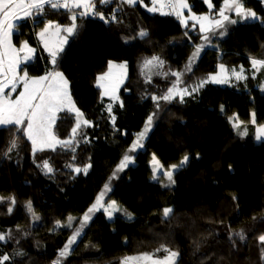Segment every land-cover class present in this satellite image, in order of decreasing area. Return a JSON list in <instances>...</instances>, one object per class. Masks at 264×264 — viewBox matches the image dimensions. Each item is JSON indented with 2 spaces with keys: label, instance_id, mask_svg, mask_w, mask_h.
Masks as SVG:
<instances>
[{
  "label": "trees",
  "instance_id": "obj_1",
  "mask_svg": "<svg viewBox=\"0 0 264 264\" xmlns=\"http://www.w3.org/2000/svg\"><path fill=\"white\" fill-rule=\"evenodd\" d=\"M185 1L196 16H215L223 2L211 0L209 9L206 0ZM243 3L257 19L236 15L237 23L227 21L207 34L192 21L185 26L172 12L148 11L151 0L135 7L120 0L97 3L107 15L116 9L117 22L78 17L79 27L57 55L56 65L38 32L48 21L62 28L70 25V14L46 5L42 13L19 22L15 45L26 41L36 49L33 60L21 69L33 77L49 70L62 72L76 108L90 123H81L70 146L35 154L26 136L0 129V233L12 236L6 243L0 241V253L12 257L5 264H53L105 184L113 180L117 182L108 197L120 210L113 219L95 211L63 264H121L123 258L142 253L160 257L166 254L156 251L161 246L179 253L175 264H264L259 240L264 235V143L254 135L255 126L264 124V90L249 76L247 84L238 86L207 82L182 101L180 96L152 99L167 93L176 81L171 73L184 72L197 46L203 47L193 72H184L185 85L216 73L221 64L249 70L251 58L264 59V0ZM141 30L148 35L140 38ZM153 56L163 67L142 71L144 60ZM109 62L126 63L128 69L113 108L114 122L97 84ZM253 112L256 125L250 123ZM150 115L143 147L129 152ZM233 116L247 126V136L237 134ZM73 127L72 114L63 112L55 123L56 136L70 138ZM14 138L17 147L9 151ZM126 152L132 162L113 177ZM185 155L187 163L172 174L175 183L163 175L153 179V156L169 169ZM44 160L53 172L42 167ZM86 165L87 174L74 171ZM29 201L33 212L27 209ZM165 208L172 209L167 218ZM68 217L74 218L71 228L56 225L66 224Z\"/></svg>",
  "mask_w": 264,
  "mask_h": 264
},
{
  "label": "snow or ice",
  "instance_id": "obj_2",
  "mask_svg": "<svg viewBox=\"0 0 264 264\" xmlns=\"http://www.w3.org/2000/svg\"><path fill=\"white\" fill-rule=\"evenodd\" d=\"M112 2L113 0H0V129H6L8 131L15 130L17 137H19L20 134L26 136L27 139L31 141L33 154H35L38 150L42 151L44 148H50L54 151L56 144H61L65 147L71 144V140L60 141L56 139L51 133V125L54 124L56 120L55 113L62 110L64 107L69 106V110L74 111L76 114V127L72 129L73 136H75L77 129L80 128L81 123L88 125L90 122L83 119V113L75 107L74 103H72L71 96L68 92V81L64 77L63 73L59 71H49L46 72L44 76L29 78L27 70L20 68V64L22 62L27 63L32 59V56L29 55V53H34L35 49L31 48L26 41L21 44L19 49H16L12 46L11 37L20 26L18 21L22 19V17L17 14V10L24 9L23 17L25 18L31 17L33 10H35L37 14L42 13L46 5L55 10L64 9L70 14L69 19L71 23L68 26H64L62 28L59 24H54L51 21L45 25L44 29H42L38 34L41 41H44L45 33L49 28L53 27L56 28L58 33L63 31L69 36L73 35L79 27L76 23L78 17L83 20L85 16L92 15L99 16V18L104 20L105 23H109L110 21L117 22L116 9L113 10L110 18H106L103 15V12L101 10H97L96 8L97 3L103 6L111 4ZM206 2L208 3L209 9L213 8L211 0H206ZM120 3L135 7L138 3H142V0H120ZM151 3L152 6L148 8V11H160L161 14H168L164 13L163 9H172L175 15L180 19V22L187 26V19L183 17V9L188 8L185 0H176L175 3H165L164 0H151ZM77 9L83 10L77 12ZM233 11L237 16L242 17L245 20L257 19L256 13L254 11L245 9L243 0H223L222 6L219 8L216 14L218 18H212L210 15H193L188 19L198 22L202 32H208L213 26L216 28H223L225 21H228L232 24L237 23L236 20H231L227 14L228 12ZM205 22H207L208 27H205ZM262 23H264V21H262ZM220 34L223 35V33ZM138 35L140 38H143L147 36L148 33L144 30H141ZM204 39L207 41L208 36H205ZM62 43H67L66 37L62 40ZM44 47L49 51L52 64L56 65L57 55L63 50L62 47L55 49L49 48L46 41H44ZM202 47L203 46L201 45L195 48V51L188 59L184 72H193L195 61L198 58ZM21 52L26 53L23 56V61L20 57ZM250 62L253 77H255L256 73L264 70V59L251 58ZM163 63L164 62L157 56H153L151 59H145L141 66L142 71L143 69L150 68L152 66L162 68ZM114 66L115 65H113L112 62H109V73H105L104 75L97 77L98 86L104 87V85L100 82L104 81L106 77L111 74V68ZM118 67L126 71L127 64L123 63ZM219 68L220 72L216 73L215 75L210 74L207 78L200 80L197 85L192 87V91H198L200 87L209 81L215 83H227L229 78V70L226 69L223 64H221ZM18 70L23 72V75H19ZM244 71L245 70L243 66H241L239 71L236 68H232L230 70V74L237 80L247 79ZM184 72L171 73L172 75L176 76V83L172 88L167 90L165 95L162 97L153 96L152 99H163L170 101L174 96L179 95L182 101L184 95L190 94L188 88L180 89L178 87L179 83L181 82L180 78ZM163 75L167 76L168 73H163ZM21 82L23 85V91H21L16 99L13 100L11 95L16 91L18 83ZM6 89L9 90L7 93L5 91ZM109 94L110 93L107 90H105L103 93V95ZM112 95L113 99H118V97H116L114 94ZM111 108L112 106L108 105L109 112H111ZM112 119L114 122L115 117L113 116ZM152 119L153 117L151 115L147 118L143 131L137 134L136 140L128 150L129 152L143 147L142 141L152 125ZM230 119L233 121V128L237 130L238 135L242 137L248 135V129L246 125L243 127V130H241V126L244 124V122L240 121L236 116H233ZM250 123L256 125L255 112L252 113ZM255 139L258 142L264 143V124L256 126ZM16 147L17 143L16 139L14 138L10 141L9 151ZM188 159L189 157L185 155L179 166H183L185 163H187ZM131 162L132 156L126 152L120 163L117 165L116 170L113 172V177H115L118 172L123 171V169L126 168ZM153 165L154 173L157 172L158 167H162L155 156H153ZM42 167L47 170V173L53 172V168L49 166L47 160H44ZM89 167L90 165H86L82 169L75 168L74 171H83L85 174H87ZM177 167V165L171 166L172 169ZM162 175H166L170 183H175V181L172 179V171L163 172ZM156 178L157 177L154 175L153 179ZM111 179L112 177H110V180ZM108 190L109 185L105 184L104 190L101 191V193L97 196L96 202L88 209V213H86L83 216L82 221H80V227L74 230L72 236L69 238L65 246L59 251V255L53 264H63V259L74 250L72 245L75 244L77 237L80 235L85 223L91 218L89 214L98 208L104 207L102 201L105 193ZM0 199L3 198L0 197ZM11 202L12 204H15L14 197L11 198ZM27 209L29 212H33L30 201L27 203ZM110 209L112 211L120 210L117 207L115 201H112L107 207H104V211L108 213L109 217L112 216V211H110ZM8 211L11 212L12 209L9 208ZM171 213V208H165L163 210V216L165 218L169 217ZM33 215L35 219H39L38 217H35L34 213ZM126 215H128V218L131 219L130 213H126ZM73 219V217H68L66 224L61 225V222L57 221L56 225L58 227L62 226L71 228ZM237 235L241 240L245 239L243 233H238ZM11 239V233L6 235L0 233V241L6 243ZM259 240L261 244L264 245V235H261ZM156 251H164L167 255L163 259H159L154 258V253H142L138 256H129L123 258L121 264H139L141 261L145 262V264H175L176 258L179 255L178 252L172 251L164 246H161V248H158ZM18 255L23 254L18 253ZM11 259L12 257L9 255L0 253V264H5V262L10 261ZM261 259L264 260V247L261 248Z\"/></svg>",
  "mask_w": 264,
  "mask_h": 264
},
{
  "label": "rangeland",
  "instance_id": "obj_3",
  "mask_svg": "<svg viewBox=\"0 0 264 264\" xmlns=\"http://www.w3.org/2000/svg\"><path fill=\"white\" fill-rule=\"evenodd\" d=\"M165 1V0H164ZM152 6V5H151ZM150 6V7H151ZM78 10V9H77ZM82 9H79V11H81ZM79 11H77V12H79ZM163 12H169L166 8H164L163 9ZM23 13H24V9H18L17 10V14L20 16V17H22V19H20L19 21H18V23L21 21V20H23L25 17H23ZM228 15H229V18L231 19V20H234V18H235V16H236V14H235V12L233 11V12H228L227 13ZM34 15H38L36 12H35V10H33V14H32V16H34ZM204 15V14H203ZM203 15H201V16H203ZM205 15H209V14H205ZM190 16H193V15H191L188 11H184L183 12V17L185 18V19H187V23H188V21H192V23H194V24H196L198 27H199V29H200V24L198 23V22H196L195 20H192V19H188ZM210 17H212V18H218L217 17V15H215V16H211L210 15ZM256 17L258 18V16L256 15ZM49 22V21H48ZM47 22V23H48ZM51 22H53L54 24H59L57 21H51ZM227 21H225L224 23H226ZM76 23H77V21H76ZM205 27H208V24H207V22H205ZM215 27L213 26L212 28H211V30L210 31H212V29H214ZM41 32V30L38 32V34ZM203 33H205V34H207V33H209V31L208 32H203ZM67 38V41L70 39V37L71 36H69L66 32H63V31H60L59 33L57 32V30H56V28L55 27H53V28H49L48 29V31L45 33V37H44V41H46L47 42V44H48V46H49V48H53V49H55V48H58V47H62V49L65 47V44L66 43H62V40L64 39V38ZM38 38H39V41L41 42V44H42V46L44 47V41H41V39H40V37H39V35H38ZM11 43H12V46L14 47V48H16V49H19L16 45H15V43H14V41H13V35H12V37H11ZM45 48V47H44ZM46 51H47V53L49 54V51L47 50V49H45ZM60 53V52H59ZM58 53V54H59ZM20 57H21V60H22V58H23V56H22V54L20 53ZM49 57H50V60H51V56H50V54H49ZM258 59V58H257ZM22 64V63H21ZM21 64H20V67H21ZM112 64L113 65H115L114 67H112L111 68V74L109 75V76H107L106 77V79L104 80V81H101L100 83H102L103 85H104V87H101L102 88V91H103V93L105 92V90H107L110 94L109 95H103L104 97H105V99H106V108H107V111H108V105H111L112 106V108H111V112H109V114L111 115V119H112V117L114 116L115 117V115H114V112H113V108H114V106L116 105V103L117 102H119V91H120V89H121V86L125 83V81H126V79H127V71H128V69L126 68V71L124 70V69H121L120 67H118L119 65H121V64H117V63H114V62H112ZM220 66V65H219ZM242 65H240V66H234V67H226L225 66V68L226 69H228L229 70V78H228V82L227 83H215V82H212V81H209V82H212V83H215V84H222V85H229V86H238L239 84H242V83H244V84H247V82H248V77L249 76H251L252 77V79L255 81V83H256V85L259 87V88H261L262 90H264V70H261L260 72H258V73H256V75H255V77H253V75H252V71H251V68L249 69V70H247L244 66H243V68H244V74L247 76V79H241V80H237L234 76H232L231 74H230V70L232 69V68H236L238 71H239V69H240V67H241ZM154 66H152V67H150V68H148V70H149V72H152V71H154ZM51 71H56V70H51ZM218 72H220V68H218V71L216 72V73H218ZM62 73V72H61ZM105 73H109V68H108V70L105 72ZM105 73H103V74H101V75H104ZM216 73H213L212 75H215ZM18 74L20 75V71L18 70ZM64 75V74H63ZM64 77L67 79V77L64 75ZM185 78H186V76L183 74V76H181V82L179 83V85H178V87L180 88V89H183V88H188V90H189V92H190V94H193L194 92L192 91V87H194L195 85H197L199 82H197V83H189V84H187V85H185L186 83L184 82L185 81ZM67 81H68V92H69V94H70V96H71V93H70V85H69V80L67 79ZM122 81V82H121ZM45 83H47V82H45ZM175 83H176V81H175ZM174 83V84H175ZM173 84V85H174ZM173 85L170 87V88H172L173 87ZM201 88V87H200ZM199 88V89H200ZM6 92L8 91V89H6L5 90ZM21 91H23V86L21 87H18L17 89H16V91H15V93L13 94V99H16V97L19 95V93L21 92ZM196 92V91H195ZM112 94H114L116 97H118V99H113V95ZM189 94V95H190ZM176 96H179V95H176ZM176 96H174V97H176ZM185 96H188V95H184V97ZM173 97V98H174ZM71 101H72V103H74V101H73V99H72V97H71ZM162 101H164L163 99H162ZM38 102V101H37ZM74 105H75V103H74ZM76 107V106H75ZM63 112H69V113H71L72 114V116H73V119H74V127H76V114H75V112L74 111H70L69 110V106H66V107H64L62 110H60V111H58V112H56L55 113V115H56V120H55V123H56V121H57V119L59 118V116L63 113ZM83 119H84V117H83ZM112 121H113V119H112ZM231 122H232V125H233V121L231 120ZM55 123L54 124H52L51 125V133H52V135L56 138V139H58V140H60V141H68V140H71V144L73 143V141H74V137L75 136H73V134H72V136L70 137V138H68V139H65V140H62V139H60V138H58L57 136H56V133H55ZM245 126V124H242V126H241V130H243V127ZM256 126H258V125H256ZM256 126H255V128H256ZM73 127V128H74ZM248 129V128H247ZM77 131H78V129H77ZM77 133V132H76ZM76 135V134H75ZM254 135H255V133H254ZM136 137H137V134H136ZM145 138H146V136L144 137V139H143V141L145 140ZM136 140V139H135ZM143 141H142V144H143ZM70 144V145H71ZM56 145H61V144H56ZM69 145V146H70ZM140 148H142V147H140ZM138 149V148H137ZM136 150V149H135ZM132 153V152H131ZM152 163H153V160H152ZM160 164V163H159ZM161 165V164H160ZM180 165V164H179ZM179 165H177L178 167L177 168H175V169H172V168H169V169H165V168H163V167H158V169H157V172L156 173H154V175L157 177V178H159V176L160 175H162V173L163 172H166V171H172V174H173V172L176 170V169H178L180 166ZM153 167H154V165H153ZM166 179H167V181L169 182V180H168V177L166 176V175H163ZM156 178V179H157ZM155 179V180H156ZM115 182H117V180H113L112 182H111V184L109 185V189H110V187H113V185H114V183ZM170 183V182H169ZM112 201H114V200H111V199H109V197H108V191L105 193V195H104V197H103V201H102V203L104 204V207H107ZM117 204V203H116ZM104 207H101V208H98L97 210H95V211H98V210H102V211H104ZM117 207H118V205H117ZM119 208V207H118ZM94 211V212H95ZM110 211H112L111 209H110ZM94 212H92V213H90L89 215H90V217L92 216V214L94 213ZM105 212V211H104ZM117 211H112V216L111 217H109V215H108V213L107 212H105L106 214H107V216H108V218L109 219H113L114 218V215H115V213H116ZM19 224H21V222H19ZM167 254H165L164 256H154V258H159V259H163L165 256H166ZM133 256H138V255H133ZM127 257H129V256H127ZM177 259V258H176ZM176 262V261H175ZM139 264H145V262H143V261H141V262H139Z\"/></svg>",
  "mask_w": 264,
  "mask_h": 264
},
{
  "label": "built area",
  "instance_id": "obj_4",
  "mask_svg": "<svg viewBox=\"0 0 264 264\" xmlns=\"http://www.w3.org/2000/svg\"><path fill=\"white\" fill-rule=\"evenodd\" d=\"M165 3H168V2H172V3H175L176 2V0H165L164 1ZM186 2V1H185ZM187 3V2H186ZM96 8H97V10H100L99 8H98V5H96ZM169 12H172V13H174L173 11H172V9H169V8H166ZM83 10V9H82ZM81 10V11H82ZM102 11V10H101ZM184 11H188L191 15H193V13H192V11L189 9V8H185V9H183V12ZM103 12V15L106 17V18H110V16H111V14L110 15H107V14H105V12L104 11H102ZM175 14V13H174ZM88 16H92V15H88ZM88 16H85V17H88ZM196 16V15H195ZM33 17V16H32ZM94 17H97V18H99V16H94ZM49 71H51V70H49ZM49 71H47V72H49ZM46 74V72L42 75V76H44ZM48 83V82H47Z\"/></svg>",
  "mask_w": 264,
  "mask_h": 264
},
{
  "label": "crops",
  "instance_id": "obj_5",
  "mask_svg": "<svg viewBox=\"0 0 264 264\" xmlns=\"http://www.w3.org/2000/svg\"><path fill=\"white\" fill-rule=\"evenodd\" d=\"M78 10H79V9H78ZM26 18H27V17H26ZM24 19H25V18H24ZM252 20H255V19H252ZM46 24H47V23H46ZM44 27H45V26H44ZM44 27H43L42 29H44ZM42 29H41V30H42ZM21 44H22V43H21ZM28 45H29L31 48H34V47L31 46L29 43H28ZM17 47L20 48L21 45H20V46H17ZM34 49H35V48H34ZM35 53H36V49H35V52H34V53H29V55L32 56V59H31L30 61L33 60V58H34V56H35ZM21 54H22V56H24L26 53H25V52H21ZM22 61H23V58H22ZM30 61H29V62H30ZM27 63H28V62H27ZM23 64H25V63L22 62L21 67H22ZM21 67H20V68H21ZM20 75H23V72H20ZM32 77H33V76H29V78H32ZM20 86H21V87L23 86V85H22V82H21V83H18L17 88L20 87ZM8 91H9V90H8ZM8 91H7V92H8ZM7 92H6V93H7ZM14 93H15V92L12 93L11 98L13 97V94H14ZM12 99H13V98H12ZM13 100H14V99H13Z\"/></svg>",
  "mask_w": 264,
  "mask_h": 264
}]
</instances>
